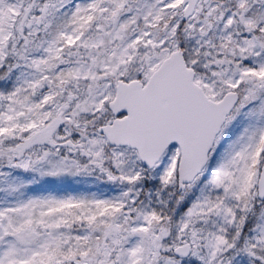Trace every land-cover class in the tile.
Returning a JSON list of instances; mask_svg holds the SVG:
<instances>
[{
  "label": "snow or ice",
  "instance_id": "6c2138e0",
  "mask_svg": "<svg viewBox=\"0 0 264 264\" xmlns=\"http://www.w3.org/2000/svg\"><path fill=\"white\" fill-rule=\"evenodd\" d=\"M0 264H264V0H0Z\"/></svg>",
  "mask_w": 264,
  "mask_h": 264
}]
</instances>
